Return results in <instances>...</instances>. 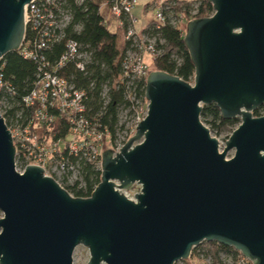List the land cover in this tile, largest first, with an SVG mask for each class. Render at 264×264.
<instances>
[{
  "label": "water",
  "instance_id": "obj_1",
  "mask_svg": "<svg viewBox=\"0 0 264 264\" xmlns=\"http://www.w3.org/2000/svg\"><path fill=\"white\" fill-rule=\"evenodd\" d=\"M32 1L0 0V61L21 48ZM207 1L213 15L184 36L194 86L148 75L147 116L119 153L102 154L89 198L39 167L18 174L0 117V264H73L79 246L88 264H175L203 243L264 264V115H252L264 105V0ZM212 104L224 120L241 119L222 153L200 121ZM134 184L135 202L117 191Z\"/></svg>",
  "mask_w": 264,
  "mask_h": 264
},
{
  "label": "built area",
  "instance_id": "obj_2",
  "mask_svg": "<svg viewBox=\"0 0 264 264\" xmlns=\"http://www.w3.org/2000/svg\"><path fill=\"white\" fill-rule=\"evenodd\" d=\"M66 0H33L24 9L25 34L27 28L38 37L34 42L27 41L24 37L23 44L18 53L25 59L39 63L37 81L34 89L23 98V104L29 114L19 113L13 124L6 118V103L3 94H10V88L3 80L0 61V117L10 132L15 148V171L22 175L28 166L39 167L46 177H51L62 188L66 185H78L85 187V182L79 176V171L74 165L76 161H85L92 164L97 171L102 170V154L106 144L115 143L117 152L123 148V144L117 140L120 136H134L138 125L147 116L145 95L139 99L128 91L126 99L129 100L128 108L121 110L118 116L119 127L122 128L113 142L106 129L101 130L93 126V121L85 115L86 95L78 89L74 81L62 75L68 65L84 71L89 64V56L81 49V46L73 41L66 42L65 52L57 63H47L40 55L41 51L48 49L49 43L63 40L64 30L69 25L70 17L60 11V6ZM81 3L83 0H75ZM137 5V0H115L109 7V18L115 19L116 27L124 30L125 21L129 23L124 31V40L129 44L123 63L124 78L127 87H133L135 83L147 81L148 72L145 57L152 61L159 56L156 49V38L137 33L132 12ZM174 3L171 0H162L156 4L154 11L155 29H159L167 22L165 14L171 12ZM195 13H192L194 16ZM193 19L190 18V21ZM170 24L177 29L185 27L183 13L171 18ZM184 24V25H183ZM108 90L103 88L102 98L108 104ZM57 120H65L68 124V132L65 139H45L40 130L54 124ZM73 164H69L70 159ZM81 161V162H82ZM93 193V192H92ZM1 219V218H0ZM219 252L223 264H252L240 252L233 248L221 246ZM201 246V245H200ZM200 246L195 248L187 260L175 264H212L211 257L202 255Z\"/></svg>",
  "mask_w": 264,
  "mask_h": 264
},
{
  "label": "trees",
  "instance_id": "obj_3",
  "mask_svg": "<svg viewBox=\"0 0 264 264\" xmlns=\"http://www.w3.org/2000/svg\"><path fill=\"white\" fill-rule=\"evenodd\" d=\"M114 1L83 0L79 4L75 0H66L60 6V11L71 19L64 30L63 40L56 43L50 42L48 49L40 52L47 63L54 64L65 52L68 40H73L81 46V49L89 56V64L85 70L80 71L68 65L66 71L61 73L67 79L74 81L78 89L84 91L86 95L85 115L93 121V126L101 130L106 129L113 142L116 140L117 133L122 130L118 122L119 113L129 106V100L126 99L127 91L141 99L146 90L145 80L135 83L133 87H127L123 77V63L126 50L129 48V44L124 40V31L128 29L129 23L125 21L124 30L116 27V31H111L100 12L103 5L111 7ZM171 1L175 5L171 12L165 14L167 23L155 29L153 20L140 33L156 38V49L159 56L152 62L155 71L176 76L188 83L193 78L195 69L184 44L186 26L179 30L170 24V20L183 13V23L187 25L190 18L193 20L209 18L214 10L207 0ZM192 13H195L193 17H191ZM25 38L27 41L34 42L38 37L30 28H27ZM38 68V62L25 59L18 52H11L1 60L3 80L10 88V94L2 95L6 103V118L10 124L15 122L19 113L27 112L28 114L29 112L30 114L34 110L33 108L27 111L23 98L34 89ZM104 87L108 90L107 96L110 99L108 104H105L102 98ZM252 115L256 118L263 116L264 105L255 110ZM200 119L210 120L211 127L219 132L230 130L232 133L240 124L238 118L224 120L214 104L202 106ZM67 132L68 124L65 120H57L54 124L40 130L41 135L50 140L65 139ZM81 161L77 163L75 161L74 165L85 182V187L79 188L77 184H74L66 185L64 189L74 198L86 199L99 185L101 172L97 171L92 164ZM69 164H73L72 158ZM200 249L205 258L211 257L212 264H223L219 256L222 248L215 243H203Z\"/></svg>",
  "mask_w": 264,
  "mask_h": 264
},
{
  "label": "rangeland",
  "instance_id": "obj_4",
  "mask_svg": "<svg viewBox=\"0 0 264 264\" xmlns=\"http://www.w3.org/2000/svg\"><path fill=\"white\" fill-rule=\"evenodd\" d=\"M161 0H137V5L134 9V11L132 12V15L135 17L136 22L134 24L135 29L137 30V32H141V30L143 29L144 26H146L147 23H150V21H152L154 19V11L152 10V8L158 4V2H160ZM185 1H197V0H185ZM155 2V3H154ZM147 7V8H146ZM144 8L147 9V11H144ZM100 12L103 15L104 19L107 20L109 19V11L108 14L106 12V7L102 6L100 8ZM110 21V20H109ZM190 22V21H189ZM109 25V29L111 31H116V27L115 25H113L112 21L109 23L107 22ZM184 25V24H183ZM186 25V23H185ZM145 64L147 66V72L148 75L152 72H156L154 69V65L152 64V60L149 56L145 57ZM189 85L194 86V76L193 78L188 82ZM148 102L145 99V104L146 105ZM240 123H241V119L238 118ZM201 123L209 130L210 135L212 138L216 139L218 144H219V151L222 153V151L225 148V143L228 141L229 137L231 136V131H221L219 132L218 130L214 129L211 127L210 125V120H204L202 121L200 119ZM240 125V124H239ZM238 125V126H239ZM237 126V127H238ZM237 127L235 128V130L237 129ZM134 136L131 137H125L120 136V138H117V140L120 142V144H123V146L130 140L132 139ZM139 144V142L135 143L134 145ZM115 143H111L110 144H106L105 148H103V153L106 151H112L113 154H117L119 152H117V147L115 146ZM235 155V150H231L227 153L226 155V159L230 160L234 157ZM120 192V194H122L124 197H126L128 200L130 201H134L135 202V195L140 194L141 192V187L137 184H134L133 186H131L129 189L121 191V190H117ZM3 215L0 212V218H2ZM90 259V255H89V251L88 249L84 248L83 246H79L76 248L74 254H73V264H88Z\"/></svg>",
  "mask_w": 264,
  "mask_h": 264
},
{
  "label": "crops",
  "instance_id": "obj_5",
  "mask_svg": "<svg viewBox=\"0 0 264 264\" xmlns=\"http://www.w3.org/2000/svg\"><path fill=\"white\" fill-rule=\"evenodd\" d=\"M161 1H162V0H161ZM183 1H185V0H183ZM154 3H155V2H154ZM103 6L106 7V12H107V14H108L109 6H108V5H103ZM146 8H147V7H146ZM146 8H144V11H145V10L147 11ZM133 11H134V10H133ZM101 15H102V14H101ZM102 17H103V15H102ZM133 17H134V16H133ZM103 18H104V17H103ZM134 19H135V17H134ZM109 20H110V21H109ZM135 20H136V19H135ZM105 21H106V22H109V23L112 21L113 25H115V27H116V22H117V21H116L115 19H111V18H109V19H107V20H105ZM152 21H153V20H152ZM152 21H150V23H151ZM150 23H147L146 26L143 27V29H144L145 27H147ZM143 29H142V30H143ZM142 30H141V31H142Z\"/></svg>",
  "mask_w": 264,
  "mask_h": 264
}]
</instances>
